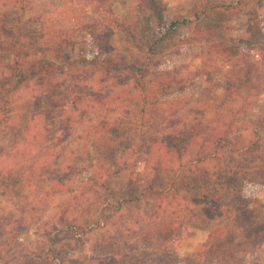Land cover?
<instances>
[{
	"label": "trees",
	"instance_id": "obj_1",
	"mask_svg": "<svg viewBox=\"0 0 264 264\" xmlns=\"http://www.w3.org/2000/svg\"><path fill=\"white\" fill-rule=\"evenodd\" d=\"M259 1L238 0L235 4H221L212 3L211 0H198L189 17L176 18L167 25L163 23L162 13H156L153 18L162 35L150 47L151 53L165 35L186 28L193 35L202 36L203 31L198 30L195 24L211 13L232 16L244 5L256 6ZM153 2L154 0H142L137 14L145 13V7ZM110 17L109 28H128L112 15ZM86 30L97 55H102L108 48L105 36L87 28ZM141 33L138 24L130 25L126 30L131 39H138ZM18 44L19 39L15 36L11 47L13 49L9 51V62L0 61V137L5 130L21 127L24 122L29 126L31 119L41 114L52 117L60 109L76 108L85 102L89 105L96 104L94 101L99 102L94 94H88L92 99L86 101L87 97L83 92L69 88L66 95L56 96V91L45 95V112L32 113L37 107L25 106L20 92L29 89V85L35 80L40 79L43 84V78L32 73L35 66L28 67L25 62L27 56ZM0 50L3 49L0 47ZM210 50L214 55L231 54L230 49L223 44L214 45ZM260 55L263 56L261 62L254 63V56ZM248 56L249 58L239 61V66L230 75V81L229 77L226 79L224 93L229 107L222 106V109L216 107L214 102L202 100L196 107H168L163 111L160 109L162 96L170 86L169 79L159 77L150 87H145L142 77L146 75V71L143 73L142 70L147 65L134 63L135 70L140 75L136 83V94L124 92L111 95L110 92L106 99L109 102L125 100L138 103L137 114L142 124L153 121L157 124L164 123L161 131L167 133L160 134V129L153 127L151 137L144 138L139 133L135 145L120 151L122 142L119 140H123V130L116 123L102 119L91 125L86 129L87 140L83 148L73 155L70 162L71 168L76 171V178H82L85 182L80 191L82 193L86 186L83 195L73 196L69 192L72 189L68 187L66 175H55L52 172L45 175L47 177L42 176L40 167L34 168L29 163L30 159H27L32 149L19 153L17 147L12 146L9 151L1 152L0 198L12 201L16 208L15 212L0 213V264H9L5 255L11 250L12 256L15 248L23 257L21 261L16 258L13 260L18 264H171L169 257L177 254L180 236L186 227L184 221L195 217L194 214L180 216V219L171 217V214H175L174 211L167 215L165 204L172 205L173 202H177L179 206L187 203L201 212L205 222L218 224L207 235L211 250L199 252L193 264H247L250 261L249 255L263 252L264 220L255 212L258 201L243 199L232 207L225 208L218 201L208 199L211 188L239 193L249 186L264 185V120L250 122L244 118L246 113L253 111L258 98L264 94V51L261 48L250 49ZM256 64L263 68L261 76L259 71L253 70ZM51 67L54 66L46 63L48 72ZM36 68L42 67L36 65ZM44 72L41 69V73ZM240 118L244 120L241 121ZM33 148L36 149L37 157L49 153L51 157L55 155L49 147L43 149L38 145V148ZM81 151L85 152L87 159L79 156ZM236 156L240 160H236ZM95 158L105 161L110 159L108 168H113L112 171L103 166H94L92 160ZM78 161L82 165L86 162V167L79 169ZM57 165L58 168L61 166L59 163ZM119 179L125 181L123 190L111 202V182ZM46 183L53 187L43 191V197L30 194L29 188L36 185L40 189ZM100 191L104 194L103 199ZM90 193L97 196L96 203L86 205L81 216L79 213L75 215L80 206L86 203L85 197ZM65 195L69 199L65 208L57 214V221H51V225H39V230H45V243L43 240L44 244L35 251L19 243H16L17 247L14 243L16 235L28 233L31 226H37L36 218L45 215H40L45 213L44 210L39 211L43 208L44 201ZM145 201H152L154 205L150 214L134 223L136 231L133 232L130 247L126 243L107 245L110 254L105 256L106 248L101 243L89 251L90 256L86 255L83 236L104 227L105 223L93 221L87 224L85 221H78V218L90 213L94 207L98 209L100 219L106 212L118 214L125 207H140ZM223 219L224 221H218ZM62 235H66L69 241L66 245L61 243ZM17 241L21 242L22 239ZM4 250L6 251L3 252Z\"/></svg>",
	"mask_w": 264,
	"mask_h": 264
},
{
	"label": "rangeland",
	"instance_id": "obj_2",
	"mask_svg": "<svg viewBox=\"0 0 264 264\" xmlns=\"http://www.w3.org/2000/svg\"><path fill=\"white\" fill-rule=\"evenodd\" d=\"M237 1L211 0L212 3L221 4H235ZM197 2L198 0H154L151 5L145 7L146 12L139 15L137 10L142 5V0H0V47L3 49L0 50V61L9 62V51L13 49L12 41L16 36L19 39V47L27 56L26 64L28 67L35 66L32 73L43 78V84L40 79L35 80L29 85V89L20 92L25 106L37 107L32 113L45 112L47 109L45 95L53 91H56V96H62L70 89H74L83 92L87 97L86 101L92 99L88 94H94L99 98V102L93 100L96 103L94 105L85 102L76 108L67 107L57 110L52 117L41 114L31 119L29 126L24 122L21 127L5 130L0 137V153L9 151L12 146L17 147L19 153L32 149L27 159H30L29 163L34 168L40 167L42 176L47 177L45 175L52 172L55 175L59 173L66 175L68 187L72 189L69 192L73 196L83 195L86 186L82 193L80 191L85 182L82 178H76V171L71 168L70 162L87 140L86 129L102 119L116 123L123 130L121 132L123 140H119L122 142L120 151L135 145L139 133L144 138H149L154 133L151 130L153 127H158L160 131L164 129V123L157 124L153 120V125V122L142 124L137 114L138 103L125 100L109 102L106 99L110 92L111 95H120L124 92L136 94V83L140 75L135 70L134 63L147 65L145 70H142L143 73L146 71V75L142 77L145 87H150L159 77L169 79L170 86L162 96L160 109L163 111L168 107L184 109L196 107L202 100L214 102L219 109H222V106L229 107L224 93L226 79L229 77L230 81V75L239 66L241 59L249 58L250 49L261 48L264 51V0H260L256 6L244 5L232 16L211 13L206 19L195 24L198 30L203 31L202 36H195L190 29L182 28L165 35L151 53L150 47L162 35L156 26L154 15L162 13L163 23L167 25L176 18L189 17ZM111 15L120 23L126 24L128 26L126 30L130 25H140L142 30L140 37L131 39L126 30H118L114 26L109 28L108 21L112 19ZM86 28L105 36L108 48L102 55H97ZM220 44L226 45L231 54L214 55L210 48ZM262 58V55L254 56V63H257L255 61L260 63ZM46 63L54 66L49 72L45 68ZM36 65L42 68L37 69ZM41 69L45 70L43 74ZM253 70L259 71V75H262L261 65L256 64ZM108 72L111 74L108 75ZM244 118L250 122L264 120V94L258 98L253 111L246 113ZM162 133L167 132L161 131L160 134ZM38 145L43 149L49 147L55 154L54 157H51L50 153L37 157L36 149L33 147L38 148ZM262 147L264 150V134ZM80 155L87 159L85 152L81 151ZM95 159L92 160L94 166H103L112 171L113 168H108L110 159L107 161ZM235 159L240 160V157L236 156ZM57 163L61 164L59 167L61 170ZM85 165L86 162H83V165L79 161L77 163L79 169H83ZM124 183V179L111 182L113 195L108 197L111 202L123 190ZM51 187L53 185L46 183L40 189L35 185L29 190L30 194L41 198L43 191ZM100 193L103 199L104 194L101 191ZM208 195V199L218 201L225 208L232 207L243 199L256 200L258 205L255 212L264 220V185L249 186L239 193L211 188ZM201 196L206 197L204 194ZM95 198L97 199V196L93 193L87 194L86 203L80 206L75 215L79 213L81 216L86 205L96 203ZM68 199L69 197L65 195L45 200L43 208L39 209L40 212L45 211L40 215H45L36 218L37 226H31L28 233L23 236L16 235L15 245L18 247L16 243H19L32 248L33 251L42 246L45 243V230H39L41 228L39 225H51V221H57V214L65 208ZM153 205L154 202L145 201L140 207H125L118 214L106 212L100 219L98 209L94 207L90 213L78 218V221H85L87 224L93 221L105 223L104 227L83 236L86 255L90 256L89 251L101 243L106 248L105 256L110 254L107 245L126 243L127 247H130L133 232L136 231L134 223L142 221L145 215L150 214ZM15 208L12 201L0 198V213L15 212ZM164 209L167 215L175 212L171 217L178 219L183 215H195L189 221H184L186 227L181 233L177 254L169 257L172 260L171 264H193L199 252L211 250L207 235L218 225L217 223L205 222L201 212L194 210L187 203L181 206L177 202H173L172 205L167 203ZM19 238L22 241L16 242ZM61 239L62 245L69 242L66 235H62ZM11 254L10 250L5 255L9 264L11 261L12 264H18L16 261L13 262L15 258L19 261L23 259L16 248L12 256ZM256 254L248 256L250 261L247 264H264V249L263 252Z\"/></svg>",
	"mask_w": 264,
	"mask_h": 264
}]
</instances>
